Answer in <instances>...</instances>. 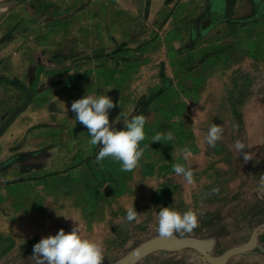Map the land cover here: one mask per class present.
Masks as SVG:
<instances>
[{"label": "rangeland", "instance_id": "rangeland-1", "mask_svg": "<svg viewBox=\"0 0 264 264\" xmlns=\"http://www.w3.org/2000/svg\"><path fill=\"white\" fill-rule=\"evenodd\" d=\"M171 1L165 22H148L151 28L144 25V31L116 46L117 54L121 53L118 48H127L122 53L134 64L133 79L147 76L142 82L127 83L131 92L126 98L122 84H116V107L110 114V122L119 116L117 128H123L125 117H145V139L139 145L143 155L136 169L123 172L120 163L108 157L72 166H81L72 176L22 180L17 176L29 169L22 163L26 153L15 152L10 161L13 155L5 152L8 141L0 144V264H38L34 245L62 228L71 231L77 223L74 219L85 238L101 243L103 264H114L143 242L160 236L162 207L194 211L198 226L176 235L213 238L214 255L247 242L256 225L264 222V61H259L264 36L258 39L260 52L255 59L225 65L218 61V47L205 52L204 42L214 37L202 33L211 20L217 23L212 26L221 27L225 26L223 18L236 21L233 15H245L239 21L243 25L258 23L264 17V0ZM170 19L179 22L175 26L178 35L168 31ZM260 27L264 32V22ZM248 40L245 33L244 42ZM205 62L209 63L204 67ZM167 76L185 78L176 88L166 89ZM170 91L175 97L166 94ZM14 110L0 115V127ZM213 124L223 132L216 145L210 146L206 138ZM169 132L171 140L166 138ZM156 135L162 141L152 142ZM237 141L245 144L242 151L250 160H244ZM99 150L93 152L94 157ZM174 164L192 171L191 183L175 174ZM29 203L32 208H26ZM129 206L138 211L133 221L127 219ZM263 250L264 243L259 254ZM157 256H145L137 264Z\"/></svg>", "mask_w": 264, "mask_h": 264}, {"label": "crops", "instance_id": "crops-1", "mask_svg": "<svg viewBox=\"0 0 264 264\" xmlns=\"http://www.w3.org/2000/svg\"><path fill=\"white\" fill-rule=\"evenodd\" d=\"M171 5L170 0H0V115L19 107L28 91L33 92L31 103L12 122L5 136H0V144L8 141L5 152L13 155L10 161L15 158V152L26 153L22 163L29 169L18 174L17 179L72 176L81 167L72 166L96 160L93 152L100 146L89 143L87 128L77 122L71 104L87 93L109 95L114 101L116 84H122L120 90L126 98V93L131 92L127 83L136 75H133V62L122 53L127 48H118L121 53L117 54V43L130 41L134 34L144 31V25L151 28L148 22L157 19L165 22L163 16L171 13L167 11ZM244 16L233 15L237 19L232 22L223 18L225 22L221 24L225 26L221 27L212 26L217 23L211 20L202 29V33L214 37L204 42L205 52L218 47V61L225 65H239L245 58H254L260 52L258 39L264 36L260 27L264 17L256 24L243 25L239 21ZM178 23L170 19L171 34L178 35L175 28ZM245 33L250 40L244 42ZM224 39L227 41L223 42ZM260 57L259 61L263 62L264 53ZM227 58L232 60L227 63ZM139 77L133 81L147 80L146 75ZM165 78L168 89L176 88L185 77ZM166 94L175 97L171 91ZM113 112L115 109L110 110V114ZM36 164L41 167L36 169ZM53 164L57 165L52 168ZM29 174L32 177L24 176ZM17 205L20 209L21 203ZM32 207L29 203L26 208ZM256 230L255 245L231 256L224 264H264V250L262 254L258 252L264 243V222L256 225ZM214 246L210 251L212 256L226 252L214 255ZM152 254L158 256L148 258L145 264L157 260L156 264H212L194 248L157 250L148 255Z\"/></svg>", "mask_w": 264, "mask_h": 264}, {"label": "clouds", "instance_id": "clouds-1", "mask_svg": "<svg viewBox=\"0 0 264 264\" xmlns=\"http://www.w3.org/2000/svg\"><path fill=\"white\" fill-rule=\"evenodd\" d=\"M110 90L108 89V92ZM115 107L116 103L109 95L87 93L71 104V111L77 122L87 128L89 143L100 146L96 156L97 161L102 162L105 158L111 157L120 163L121 171L131 172L137 168L143 155V149L139 145L145 139L146 120L143 115L125 117L123 128H117L119 116L110 122V110ZM222 132V128L213 124L208 129L206 138L208 145L215 146ZM166 138L171 140L172 133H167ZM153 141H162V137L156 135ZM236 148L241 151L245 161L250 160L247 152L242 151L246 148L245 144L237 141ZM173 171L176 175H182L189 183L192 182L193 174L190 169L181 164H174ZM137 213L135 206L126 209L129 221L135 220ZM74 221L77 223L71 231L62 228L57 234L46 236L34 245L33 256L38 258V264H103L105 257L101 243L85 238L79 221L75 219ZM197 226L198 216L192 210L183 213L170 207H162L159 210L158 231L162 238H171L177 233H190Z\"/></svg>", "mask_w": 264, "mask_h": 264}, {"label": "water", "instance_id": "water-1", "mask_svg": "<svg viewBox=\"0 0 264 264\" xmlns=\"http://www.w3.org/2000/svg\"><path fill=\"white\" fill-rule=\"evenodd\" d=\"M32 98L33 92L28 91L26 100L11 113V115L0 127V136L11 125L15 118L26 109V107L31 103ZM256 238L257 230L254 231L247 243L235 248H231L224 254L215 257L210 254V251L214 245L213 239H202L194 236L180 237L176 234L171 238H162L161 236H157L143 242L114 264H135L138 260L153 251L177 250L181 248H194L201 252L210 263L224 264L231 256L250 250L255 245Z\"/></svg>", "mask_w": 264, "mask_h": 264}]
</instances>
